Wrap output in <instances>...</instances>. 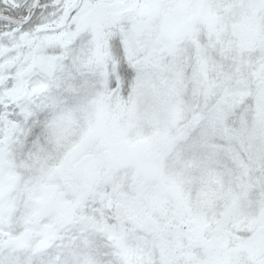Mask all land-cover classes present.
Segmentation results:
<instances>
[{
    "label": "snow or ice",
    "instance_id": "1",
    "mask_svg": "<svg viewBox=\"0 0 264 264\" xmlns=\"http://www.w3.org/2000/svg\"><path fill=\"white\" fill-rule=\"evenodd\" d=\"M0 264H264V0H0Z\"/></svg>",
    "mask_w": 264,
    "mask_h": 264
}]
</instances>
